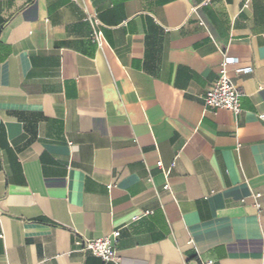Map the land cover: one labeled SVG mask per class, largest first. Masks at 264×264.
<instances>
[{
  "label": "crops",
  "instance_id": "obj_1",
  "mask_svg": "<svg viewBox=\"0 0 264 264\" xmlns=\"http://www.w3.org/2000/svg\"><path fill=\"white\" fill-rule=\"evenodd\" d=\"M201 2L0 0V264H264V0Z\"/></svg>",
  "mask_w": 264,
  "mask_h": 264
},
{
  "label": "built area",
  "instance_id": "obj_2",
  "mask_svg": "<svg viewBox=\"0 0 264 264\" xmlns=\"http://www.w3.org/2000/svg\"><path fill=\"white\" fill-rule=\"evenodd\" d=\"M210 0H202L201 4L208 3ZM93 36L97 41L100 39V32L93 33ZM235 64L234 72L236 74L249 73L252 71L250 65H238L239 61L234 57H224L217 79L212 86L205 92L203 100L205 106L212 109H227L234 114H238L240 108L241 92L237 86L233 83L228 75V65ZM260 118L264 120V113L260 115ZM160 162L157 165L160 166ZM167 173V172H166ZM169 184L164 183L163 188L168 189ZM257 196V195H256ZM258 206V204H256ZM137 216L133 217L136 218ZM119 236V230H114L112 233L95 239H74V244L81 247V249L89 250L92 254L100 257L104 261L119 260L117 256L114 244ZM200 264H209L208 262L201 261Z\"/></svg>",
  "mask_w": 264,
  "mask_h": 264
}]
</instances>
